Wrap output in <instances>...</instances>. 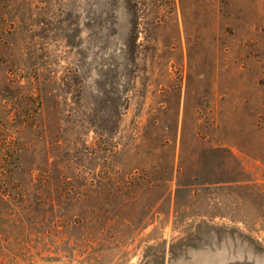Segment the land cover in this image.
Listing matches in <instances>:
<instances>
[{
  "label": "rangeland",
  "instance_id": "1",
  "mask_svg": "<svg viewBox=\"0 0 264 264\" xmlns=\"http://www.w3.org/2000/svg\"><path fill=\"white\" fill-rule=\"evenodd\" d=\"M0 264H264V0H0Z\"/></svg>",
  "mask_w": 264,
  "mask_h": 264
},
{
  "label": "trees",
  "instance_id": "2",
  "mask_svg": "<svg viewBox=\"0 0 264 264\" xmlns=\"http://www.w3.org/2000/svg\"><path fill=\"white\" fill-rule=\"evenodd\" d=\"M10 154H12V156H15V158H18V154H17V151H16V150H14L13 152H11ZM17 166H18V165H17ZM16 168H17V167H16ZM16 168L13 167V169L9 171L10 174H12V176L15 174Z\"/></svg>",
  "mask_w": 264,
  "mask_h": 264
}]
</instances>
